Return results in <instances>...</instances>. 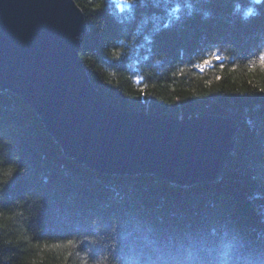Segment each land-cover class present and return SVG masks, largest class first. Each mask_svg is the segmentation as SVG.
Returning a JSON list of instances; mask_svg holds the SVG:
<instances>
[{
    "label": "trees",
    "instance_id": "16d2710c",
    "mask_svg": "<svg viewBox=\"0 0 264 264\" xmlns=\"http://www.w3.org/2000/svg\"><path fill=\"white\" fill-rule=\"evenodd\" d=\"M75 1L88 26L80 57L102 94L128 111L229 116L234 148L210 183L105 174L0 90V264H148L152 249L187 245L213 264L223 242L233 264H264V1ZM66 240L67 260L43 248Z\"/></svg>",
    "mask_w": 264,
    "mask_h": 264
},
{
    "label": "water",
    "instance_id": "95a60500",
    "mask_svg": "<svg viewBox=\"0 0 264 264\" xmlns=\"http://www.w3.org/2000/svg\"><path fill=\"white\" fill-rule=\"evenodd\" d=\"M87 31L75 0H0V90L23 97L79 164L186 186L218 180L234 148L236 122L211 113L175 118L118 107L95 87L80 57Z\"/></svg>",
    "mask_w": 264,
    "mask_h": 264
},
{
    "label": "clouds",
    "instance_id": "9594fccd",
    "mask_svg": "<svg viewBox=\"0 0 264 264\" xmlns=\"http://www.w3.org/2000/svg\"><path fill=\"white\" fill-rule=\"evenodd\" d=\"M7 142V139L4 141ZM3 145L0 144V147ZM236 248L231 242H223L214 249L213 264H233ZM148 264H201V250L193 245H187L176 253L165 248H156L146 254ZM99 264H108L106 259Z\"/></svg>",
    "mask_w": 264,
    "mask_h": 264
},
{
    "label": "snow or ice",
    "instance_id": "6c2138e0",
    "mask_svg": "<svg viewBox=\"0 0 264 264\" xmlns=\"http://www.w3.org/2000/svg\"><path fill=\"white\" fill-rule=\"evenodd\" d=\"M140 91H141L142 94L144 93V89L143 88ZM74 246H75V242L73 240H66V241H63V242L57 241V242H54L52 244L45 243L43 245V248L46 249V250L59 249L61 251H64L65 260H67L72 255V252H71L70 249L72 247H74Z\"/></svg>",
    "mask_w": 264,
    "mask_h": 264
}]
</instances>
